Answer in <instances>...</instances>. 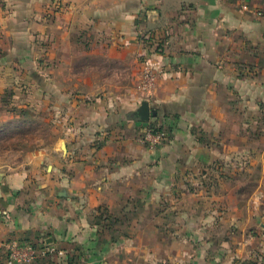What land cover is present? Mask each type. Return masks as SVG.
Segmentation results:
<instances>
[{"label":"crops","instance_id":"1","mask_svg":"<svg viewBox=\"0 0 264 264\" xmlns=\"http://www.w3.org/2000/svg\"><path fill=\"white\" fill-rule=\"evenodd\" d=\"M244 1L248 11L241 9L242 0H0V80L7 77L4 64L11 56L17 61L25 58L26 49L34 44L50 47L56 55L64 45L71 52L85 49L90 59L126 67L127 54L132 58L143 52L139 33H152L165 47L162 55L152 57L157 78L146 101L156 114L153 118L168 121L172 130L163 146L147 148L140 141L145 126L134 114L141 101L133 102L124 88L115 92L117 110L123 112L87 120L83 132L89 134L78 138L87 145L81 158L70 160L71 175L52 172L62 188L57 187V178L48 187L43 182L26 183L20 173L0 172V239L38 248L44 242L59 250L54 255L63 264L71 256L79 257V264H132L138 254L135 242L100 239L94 214L107 209L115 215L128 203L147 205L152 194L163 188L165 176L173 174L185 157L193 159V150L199 163L215 159L218 153L203 147L227 123L228 118L222 119L238 89L255 95L264 111V0ZM78 93L106 94L105 88ZM126 109L130 112L125 115ZM96 124L111 128L97 137L103 141L98 148L89 144ZM198 126L201 134L196 137L193 128ZM65 152L68 157L70 152ZM48 263L45 258L35 264ZM0 264H4L3 250Z\"/></svg>","mask_w":264,"mask_h":264},{"label":"rangeland","instance_id":"2","mask_svg":"<svg viewBox=\"0 0 264 264\" xmlns=\"http://www.w3.org/2000/svg\"><path fill=\"white\" fill-rule=\"evenodd\" d=\"M138 41L143 52L132 58L127 54V65L122 68L86 57L90 52L85 49L71 52L66 45L59 55L50 47L34 44L26 49L25 58L17 61L11 56L4 64L7 77L0 80V172L10 176L20 173L26 183L43 182L48 187L57 178V187L62 188L59 176H70V160L76 161L85 151L87 143L78 138L86 134L83 127L87 120L99 114L103 120L109 119L123 112L115 103L119 102L115 92L122 88L139 103L147 100L155 85L152 57L162 55L165 46L145 31L139 33ZM146 67L154 76L149 91L142 80ZM68 87L73 93L66 92ZM102 88L105 95L98 93ZM81 89L98 94L82 97ZM238 90L229 114L222 119L228 118L227 123H222L215 136L211 134V143L203 147L218 153L215 159L199 163L193 150V159L180 161L147 205L128 203L118 208V223L107 209L101 215L93 213L102 232L100 239L135 242L138 254L133 255L132 264H232L242 260L264 264V111L258 108L255 95ZM127 110L123 114L130 112ZM150 120L164 132L162 143L152 148L155 150L168 142L172 130L168 121ZM143 124L144 131L149 129L148 122ZM200 128H193L196 137ZM110 129L92 127L89 144L98 148L103 141L97 137ZM65 150L70 152L68 157ZM48 264H63L62 258L51 255Z\"/></svg>","mask_w":264,"mask_h":264},{"label":"built area","instance_id":"3","mask_svg":"<svg viewBox=\"0 0 264 264\" xmlns=\"http://www.w3.org/2000/svg\"><path fill=\"white\" fill-rule=\"evenodd\" d=\"M241 9L248 11V4L242 0ZM60 5V2H55V5ZM142 80L144 88L149 91L154 82V76L151 70L146 67L142 73ZM163 140V134H155L152 130H145L143 137L140 139L141 143L146 144L149 148H154L160 145ZM0 250L4 252V264H34L38 257L56 254V250L51 247L39 249L32 243L23 242L19 240H1Z\"/></svg>","mask_w":264,"mask_h":264},{"label":"trees","instance_id":"4","mask_svg":"<svg viewBox=\"0 0 264 264\" xmlns=\"http://www.w3.org/2000/svg\"><path fill=\"white\" fill-rule=\"evenodd\" d=\"M154 119V118H153ZM140 120V119H139ZM155 120H159V119H156ZM141 121V120H140ZM152 120H150L148 122V124H146V126L149 128V130H152L154 133H159V134H163L164 135V132H163V127L160 125V124H155L154 122H151ZM143 122V121H141ZM160 122V121H159ZM144 123V122H143ZM146 123V122H145ZM161 132V133H160ZM34 245V244H33ZM35 247H37L36 245H34ZM47 246L45 245L44 242H42V245L39 249H42V248H46ZM38 248V247H37ZM56 252H59V250H56ZM51 255H47V256H44V257H38L37 260L35 261V263L37 261H40V260H43L45 258H49ZM80 256V255H79ZM34 263V264H35ZM67 264H79V257L77 258L76 256H71V258H68V261H67Z\"/></svg>","mask_w":264,"mask_h":264},{"label":"water","instance_id":"5","mask_svg":"<svg viewBox=\"0 0 264 264\" xmlns=\"http://www.w3.org/2000/svg\"><path fill=\"white\" fill-rule=\"evenodd\" d=\"M143 122H149L150 117L155 116V112L151 110L149 103L147 101H142L139 108L134 113ZM0 174V180H1ZM64 195V194H63Z\"/></svg>","mask_w":264,"mask_h":264}]
</instances>
